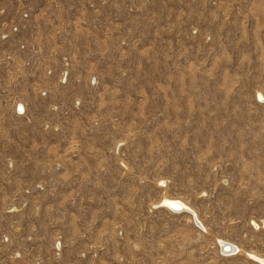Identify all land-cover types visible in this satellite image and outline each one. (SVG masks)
Masks as SVG:
<instances>
[{
    "label": "rangeland",
    "instance_id": "obj_1",
    "mask_svg": "<svg viewBox=\"0 0 264 264\" xmlns=\"http://www.w3.org/2000/svg\"><path fill=\"white\" fill-rule=\"evenodd\" d=\"M0 40V264H260L264 0H0Z\"/></svg>",
    "mask_w": 264,
    "mask_h": 264
},
{
    "label": "built area",
    "instance_id": "obj_2",
    "mask_svg": "<svg viewBox=\"0 0 264 264\" xmlns=\"http://www.w3.org/2000/svg\"><path fill=\"white\" fill-rule=\"evenodd\" d=\"M27 15V14H26ZM13 28V31H14V35H16L17 33L15 32H18L20 29H19V26L18 24H13L12 26ZM6 40H9V34H3L2 35V42L6 41ZM11 40H19V44L21 45L22 48H25V42L22 40V38H12L11 37ZM1 42V40H0ZM29 49L26 47L25 49H23L22 51L23 52H26L28 51ZM8 58H11L12 56L8 54L7 56ZM65 62L66 64L63 65L60 69H59V72H58V80L62 83H65L68 79V76H69V67L67 66V57L65 56ZM49 72H51V68H49L48 70ZM24 75V74H23ZM22 80H25V76L22 77ZM0 90L1 91H5L6 88L3 84L0 83ZM44 93H47V90L44 89ZM18 94V92H17ZM13 99L15 100V108H16V111L19 113V114H24L25 110H26V106L24 104V102L17 98V97H13Z\"/></svg>",
    "mask_w": 264,
    "mask_h": 264
},
{
    "label": "bare ground",
    "instance_id": "obj_3",
    "mask_svg": "<svg viewBox=\"0 0 264 264\" xmlns=\"http://www.w3.org/2000/svg\"><path fill=\"white\" fill-rule=\"evenodd\" d=\"M164 202H165V204L167 206H171L174 209H178V210L183 208V207H185V204L183 203V201H180V200H177V199H167ZM221 243H222V246H224L226 248L230 247V246H228L227 242L221 241ZM252 257H254V259L257 260L260 264H264V257H259L257 255H253Z\"/></svg>",
    "mask_w": 264,
    "mask_h": 264
}]
</instances>
